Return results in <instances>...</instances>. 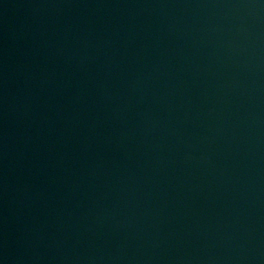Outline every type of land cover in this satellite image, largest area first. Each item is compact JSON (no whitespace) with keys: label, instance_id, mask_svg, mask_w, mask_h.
<instances>
[{"label":"water","instance_id":"obj_1","mask_svg":"<svg viewBox=\"0 0 264 264\" xmlns=\"http://www.w3.org/2000/svg\"><path fill=\"white\" fill-rule=\"evenodd\" d=\"M0 264H264V0H0Z\"/></svg>","mask_w":264,"mask_h":264}]
</instances>
